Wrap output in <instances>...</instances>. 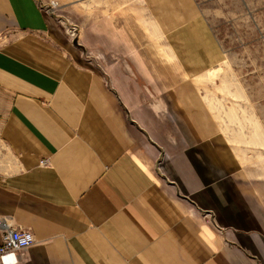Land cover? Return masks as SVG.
I'll return each instance as SVG.
<instances>
[{
	"label": "crops",
	"instance_id": "1",
	"mask_svg": "<svg viewBox=\"0 0 264 264\" xmlns=\"http://www.w3.org/2000/svg\"><path fill=\"white\" fill-rule=\"evenodd\" d=\"M144 2L157 42L109 16L70 39L38 0H0V217L34 237L19 264H264V186L192 82L218 44L193 0Z\"/></svg>",
	"mask_w": 264,
	"mask_h": 264
},
{
	"label": "rangeland",
	"instance_id": "2",
	"mask_svg": "<svg viewBox=\"0 0 264 264\" xmlns=\"http://www.w3.org/2000/svg\"><path fill=\"white\" fill-rule=\"evenodd\" d=\"M38 2L64 34L73 24L81 37L82 28L102 16H109L136 33L138 29L139 35H146L145 41L159 39L144 0ZM50 2L56 3L57 8L51 9ZM193 2L202 16L201 23L218 44L219 60L196 75L192 82L216 122L220 136L234 149L243 167L257 179V184L264 186V0ZM91 49L102 52L100 48ZM175 66L173 64L172 69ZM3 110L0 101V114Z\"/></svg>",
	"mask_w": 264,
	"mask_h": 264
},
{
	"label": "built area",
	"instance_id": "3",
	"mask_svg": "<svg viewBox=\"0 0 264 264\" xmlns=\"http://www.w3.org/2000/svg\"><path fill=\"white\" fill-rule=\"evenodd\" d=\"M57 4L50 2V8H57ZM48 13V11H46ZM78 27L70 24L65 30V35L70 39L78 40ZM90 55V54H89ZM93 57V56H92ZM45 164V161L41 163ZM0 264H19L21 252L34 243V237L29 230L16 227L11 220L0 217Z\"/></svg>",
	"mask_w": 264,
	"mask_h": 264
}]
</instances>
